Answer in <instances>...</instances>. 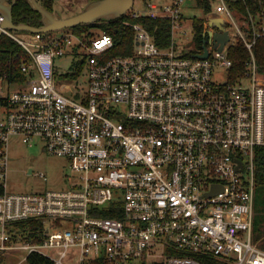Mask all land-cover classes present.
Instances as JSON below:
<instances>
[{"label": "built area", "instance_id": "built-area-1", "mask_svg": "<svg viewBox=\"0 0 264 264\" xmlns=\"http://www.w3.org/2000/svg\"><path fill=\"white\" fill-rule=\"evenodd\" d=\"M228 1L212 0L199 47L192 19L185 52L174 44L176 32L187 33L184 0L128 10L132 18L165 17L171 41L158 46L146 24L126 18L132 50L116 55L107 53L110 33L14 30L2 26L0 12L1 34L24 48L28 75H0V253L38 252L53 264H142L153 254L164 259L151 264H207L209 256L264 264V249L252 241L254 148L264 144V74L253 45L264 37V4L241 13ZM224 30L219 49L215 35ZM237 42L249 54L241 70L229 54ZM204 47L208 55L195 57ZM67 53L72 70L63 72L56 57ZM78 63L85 81L64 76ZM14 135L66 157L79 180L66 189L8 191ZM32 219L43 220L39 239L19 229Z\"/></svg>", "mask_w": 264, "mask_h": 264}, {"label": "trees", "instance_id": "trees-1", "mask_svg": "<svg viewBox=\"0 0 264 264\" xmlns=\"http://www.w3.org/2000/svg\"><path fill=\"white\" fill-rule=\"evenodd\" d=\"M43 1V2H42ZM42 4L51 10V0H41ZM229 5L245 13L246 8L254 9L257 7L258 0H230ZM264 4V0H262ZM194 5L201 7L204 13L212 9V0H195ZM12 18L15 23L23 22L39 26L42 24V18L39 11L33 9L27 0H16L12 7ZM129 18L132 21H140L147 25L152 33L157 45L164 48L170 44L171 33L170 24L165 17L151 18L142 17L132 18L129 14H124L115 19H99L94 23H79L71 27L78 34L89 33L93 26L101 28L104 32L113 36L112 46L107 50L109 55L126 54L132 50L133 30L132 27L122 22L123 19ZM194 22V46L199 47L203 41V32L206 29L203 17H193ZM196 50H192L195 53ZM253 53L258 64V70L264 74V37H260L253 45ZM230 56L234 59V69L241 70L243 67L242 58L248 57V51L243 43L237 42L236 48L230 51ZM26 54L24 48L13 38L6 34L0 35V75L5 76L10 81H17L26 78L28 75L21 71V63ZM82 64L74 68L73 72L65 73L64 76L74 77L79 80V74ZM58 74V72L56 73ZM254 185L259 188V195L255 199L254 194V220L252 239L256 242L263 234L264 214L260 215L259 211L264 208V144L256 145L253 157ZM102 215L120 216L118 212L103 210ZM19 229L23 231L24 238L39 239L44 228L42 219H32L19 223ZM264 249V239L257 244ZM3 261L0 253V263ZM28 264H53L52 260L41 253L31 252L26 256ZM207 264H231L215 257H206ZM100 264H105L101 262Z\"/></svg>", "mask_w": 264, "mask_h": 264}, {"label": "rangeland", "instance_id": "rangeland-1", "mask_svg": "<svg viewBox=\"0 0 264 264\" xmlns=\"http://www.w3.org/2000/svg\"><path fill=\"white\" fill-rule=\"evenodd\" d=\"M89 0H51V10L60 16H68L82 9L84 4ZM147 0H134L133 5L128 10L141 11L146 9ZM162 1V0H159ZM40 3L41 0H39ZM195 0H184L182 12L184 16L183 29L186 34L176 32L174 44L182 52L187 51L189 46H193L191 36V25L193 17H203L205 13L201 7L194 5ZM127 10V11H128ZM91 31L94 34H101L103 30L93 26ZM233 33V30H231ZM73 56L67 53L56 57V65L63 72L72 70ZM86 75L80 77L79 81L86 80ZM9 150V171L7 173L8 191L11 192H43L46 190L66 189L72 187L79 180V172L73 171L70 167L69 160L64 156H58L46 152L38 142L32 145L22 141L20 136H11L8 141ZM41 172L43 176L39 174ZM255 199L259 195L258 186L254 185ZM254 202V200H253ZM255 208L253 205V220ZM260 215L264 214V208L259 211ZM253 230V227H252ZM264 230V224H263ZM264 239V234L256 241L260 243ZM3 261L0 264H28L26 261V251L22 249H12L2 254ZM157 262L163 261V256L158 254L148 255L141 262L142 264H151L152 260Z\"/></svg>", "mask_w": 264, "mask_h": 264}, {"label": "water", "instance_id": "water-1", "mask_svg": "<svg viewBox=\"0 0 264 264\" xmlns=\"http://www.w3.org/2000/svg\"><path fill=\"white\" fill-rule=\"evenodd\" d=\"M31 7L40 12L42 24L35 26L28 23H15L12 18V7L16 0H0V12L4 15L2 26L14 30H28L33 32H42L49 30H59L63 28H71L79 23H94L99 19H115L124 14L131 8L134 0H89L84 4L81 10L68 15L60 16L55 14L52 10L46 8L38 0H27ZM219 28L223 29L220 24V18H212ZM1 35V29H0ZM220 42L218 48L222 49L225 42L228 40V32L224 30L215 35ZM208 55L207 49L204 47L203 52L195 53V57H206ZM217 186L212 191H216ZM211 191V192H212Z\"/></svg>", "mask_w": 264, "mask_h": 264}, {"label": "crops", "instance_id": "crops-1", "mask_svg": "<svg viewBox=\"0 0 264 264\" xmlns=\"http://www.w3.org/2000/svg\"><path fill=\"white\" fill-rule=\"evenodd\" d=\"M252 241H253V239H252ZM254 242V241H253ZM256 245H257V243L256 242H254ZM258 246V245H257ZM259 247V246H258ZM259 248H261V247H259ZM263 249V248H262Z\"/></svg>", "mask_w": 264, "mask_h": 264}]
</instances>
